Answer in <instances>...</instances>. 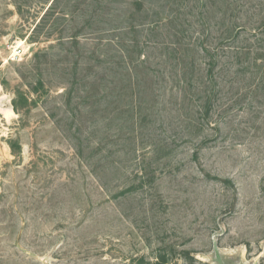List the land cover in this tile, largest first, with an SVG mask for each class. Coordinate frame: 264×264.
<instances>
[{
    "label": "rangeland",
    "instance_id": "rangeland-1",
    "mask_svg": "<svg viewBox=\"0 0 264 264\" xmlns=\"http://www.w3.org/2000/svg\"><path fill=\"white\" fill-rule=\"evenodd\" d=\"M233 7L264 17V0H0V264H264V90L247 73L199 120L163 64L176 30L216 46Z\"/></svg>",
    "mask_w": 264,
    "mask_h": 264
},
{
    "label": "trees",
    "instance_id": "trees-1",
    "mask_svg": "<svg viewBox=\"0 0 264 264\" xmlns=\"http://www.w3.org/2000/svg\"><path fill=\"white\" fill-rule=\"evenodd\" d=\"M56 1L58 0H54ZM53 4L48 11L53 9ZM227 11L230 12L231 21L225 18L220 21L218 26L220 37L216 46H208L207 36H203L199 40L200 47L194 48L190 43H182L183 40L177 36V30L174 33L177 38L176 43L167 42L162 45L163 51H167L163 64L164 71L171 78L169 84L172 89L179 90L178 94L180 93L186 105L190 106L195 102L198 104L195 113L199 120L213 118L216 112L214 102L222 96L224 91L226 96H229L226 100H230L232 107H236L239 101L236 93L239 90L234 91V89L239 78L246 77L243 75L247 73L251 74L254 81L257 80L260 91L264 90V17L260 24L259 22L250 24L248 28L244 25L245 20L249 19L247 11H244L246 17L243 21H240V11L236 7L229 8ZM261 12H264V9H261ZM200 32L205 34V28L203 27ZM243 32L250 34L239 40ZM257 33L261 37L257 38ZM71 37L75 38V35ZM149 42L147 41L146 44H150ZM145 63L147 61L132 60V73H137ZM165 79L162 82H165ZM252 95H254L253 92ZM175 102L177 104L178 101ZM185 111L188 118L191 111L187 109ZM227 111L229 110L219 111V115L227 114Z\"/></svg>",
    "mask_w": 264,
    "mask_h": 264
},
{
    "label": "bare ground",
    "instance_id": "bare-ground-1",
    "mask_svg": "<svg viewBox=\"0 0 264 264\" xmlns=\"http://www.w3.org/2000/svg\"><path fill=\"white\" fill-rule=\"evenodd\" d=\"M24 44H25L24 41H21L18 43V46L22 47V46H24Z\"/></svg>",
    "mask_w": 264,
    "mask_h": 264
}]
</instances>
